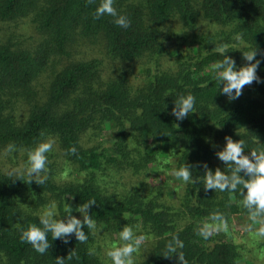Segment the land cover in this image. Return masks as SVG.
I'll return each instance as SVG.
<instances>
[{
	"label": "trees",
	"instance_id": "1",
	"mask_svg": "<svg viewBox=\"0 0 264 264\" xmlns=\"http://www.w3.org/2000/svg\"><path fill=\"white\" fill-rule=\"evenodd\" d=\"M99 3L0 0V264H56L57 256L65 264H111L106 252L125 225L146 237L136 264H179L175 254L162 256L176 234L187 264H238L246 248L232 233L205 240L197 232L215 211L229 223H251L239 193L185 186L166 172L185 162L194 177L204 174L203 163L227 171L216 156L225 136L243 139L245 154L264 146L255 143H264V0H114L128 28L109 15L94 18ZM224 43L240 49L227 53L237 68L250 48L260 60L261 82L235 100L211 71ZM188 93L195 112L179 121L171 110ZM49 136L56 146L45 185L4 175L26 165L25 150ZM10 143L16 151L5 157ZM93 199L89 214L103 229L92 235L85 227L86 243L49 233L52 247L41 255L20 239L49 203L61 216L70 204L82 219L76 207ZM247 236L264 254V240ZM72 249L77 256L68 260Z\"/></svg>",
	"mask_w": 264,
	"mask_h": 264
},
{
	"label": "clouds",
	"instance_id": "2",
	"mask_svg": "<svg viewBox=\"0 0 264 264\" xmlns=\"http://www.w3.org/2000/svg\"><path fill=\"white\" fill-rule=\"evenodd\" d=\"M96 0H87L88 4L95 3ZM114 0H100L95 9L94 18L109 15L115 18L114 23L122 28L130 26V20L125 15L118 14L117 9L113 6ZM235 41H242V33L234 37ZM232 49H239L235 45L227 43L220 44L215 51L222 57L211 65V71L215 73L220 92L228 97L229 100L238 99L243 94V88L251 85L253 82H261L257 75V69L260 60L257 59V48H250L242 52L246 64L237 68L235 60L227 55ZM240 50V49H239ZM264 55V52L261 53ZM196 98L191 93L179 95L174 101V107L171 114L179 121H182L195 112ZM178 127V125H176ZM43 135V133L41 134ZM256 144L261 145L258 138ZM56 146L54 137H47L38 142L31 149H26L27 163L19 167L7 168L4 175L12 180L23 181L30 184L33 181L39 185H45L49 180L50 161L48 154ZM246 144L243 139L233 140L231 136H225V145L222 150L216 152V156L225 165V170L216 168L214 171L209 169L206 163L202 164L204 174L194 177L192 174L193 165L183 163L178 169H173L171 175L181 180L185 186L188 184H203L204 190H213L214 192H229L231 194L239 193L241 199L237 201L238 205L246 210L251 223L244 225V231L251 232L257 239H264V146L250 149L249 154H245ZM16 151L15 144H8L4 149L5 157ZM71 154H77L75 146L69 149ZM243 173V175L241 174ZM154 182H158L153 178ZM69 199L72 197L69 196ZM234 199V195L231 197ZM96 201L78 205L75 211L79 212L82 219L72 215V207L68 204L65 209V215H59L55 202L49 203L39 213V224H30L21 229L20 239L29 243L32 248L39 254L43 255L49 251L52 244L49 241L59 239L68 243L69 237L73 234L80 243L88 241V234L83 230L85 227L92 235H97L103 229V225H98L89 214V209ZM229 222L225 214L215 211L207 221L203 222L198 229L197 234L205 240L221 232L229 231ZM139 228V225L136 226ZM120 243L110 247L106 256L110 259L111 264H136L135 256L141 253L146 241L142 234L137 235L133 226L125 225L118 233ZM183 241L178 234L173 235L165 245V252L162 254L165 258H171L175 254L179 264H187L184 256ZM88 254H96L95 248H90ZM75 249L69 251L67 259L71 260L76 257ZM78 258V257H77ZM56 264H65V257H56Z\"/></svg>",
	"mask_w": 264,
	"mask_h": 264
},
{
	"label": "rangeland",
	"instance_id": "3",
	"mask_svg": "<svg viewBox=\"0 0 264 264\" xmlns=\"http://www.w3.org/2000/svg\"><path fill=\"white\" fill-rule=\"evenodd\" d=\"M169 170L171 169H168V171L166 172V176H168V179L172 177ZM163 176H165V174L161 173L159 178H162ZM232 221L229 223L230 227L228 232L232 233L234 239L239 240L240 244L242 243L246 248V253L242 254V257L238 259V264H264V254L258 253V251H254L257 241H248L249 237L247 236V232L245 233L244 231V225L248 223H245L242 219L239 218H234Z\"/></svg>",
	"mask_w": 264,
	"mask_h": 264
}]
</instances>
